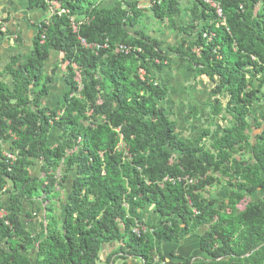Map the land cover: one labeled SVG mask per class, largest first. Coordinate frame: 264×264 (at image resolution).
Returning <instances> with one entry per match:
<instances>
[{
    "label": "trees",
    "instance_id": "trees-1",
    "mask_svg": "<svg viewBox=\"0 0 264 264\" xmlns=\"http://www.w3.org/2000/svg\"><path fill=\"white\" fill-rule=\"evenodd\" d=\"M28 1L42 11L57 1L68 14L50 17L44 31L37 27L26 64L11 60L5 72L12 89L0 81V264H101L103 258L104 264H159L165 241L179 244L203 228L206 260L183 264H264V111L256 116L264 109V0H210L220 5L222 17L196 0L187 11L190 22L179 26L177 0H152L148 9L138 0ZM144 12L182 36L170 51L211 82V116L223 132L217 140L194 147L179 139L162 105L168 93L157 79L169 62L155 64L169 58L161 52L163 42L142 30ZM79 38L143 52L90 51ZM53 55L62 59L47 73ZM140 69L156 75L143 82ZM58 70L70 92L61 107H43ZM60 110L64 114L55 120ZM52 129L60 133L56 146L48 145ZM210 136L207 130L201 141ZM4 142L15 162L4 158ZM39 160L42 178H33ZM185 177L198 183H165ZM67 181L72 186L62 216L49 202L40 232L26 230L23 201L53 196ZM222 184L230 194L216 204L207 190ZM260 191V200L239 208ZM149 210L161 218L158 223L143 222ZM137 222L150 231L134 235Z\"/></svg>",
    "mask_w": 264,
    "mask_h": 264
},
{
    "label": "crops",
    "instance_id": "crops-1",
    "mask_svg": "<svg viewBox=\"0 0 264 264\" xmlns=\"http://www.w3.org/2000/svg\"><path fill=\"white\" fill-rule=\"evenodd\" d=\"M138 1L143 6L142 8H149L150 5L145 4H149L151 0ZM177 1L180 3L181 15L177 17L176 22L178 26L187 25L191 20L187 11L193 8L196 0ZM112 3L114 4V1ZM47 18L48 13L46 11L32 8L28 0H0V81L7 84L11 89L14 85L12 77L5 72L7 66L15 57H18L22 64L27 63L31 56L34 39L38 34L37 26ZM130 34L133 35L134 32L130 31ZM147 34L163 42L162 52L169 58V66L160 71L158 79L168 93L167 99L162 105L167 116L175 122L179 139L192 144L194 147L217 140L223 132L220 121L211 116L210 107L214 98L211 82L204 76H198L187 64L178 61L170 51V48L175 46L182 36L168 26V23L160 24L159 27L156 26L154 32ZM58 59L56 55L52 56L48 63L47 73L58 66ZM60 81L63 82L60 83ZM69 92L70 86L65 81L62 72L58 70L55 81L49 88L48 96L42 101V106L51 109L61 107ZM207 130L211 132V136L202 142L201 138ZM59 142V131L52 129L48 136V145L56 146ZM4 145L9 147L10 144L4 142ZM31 176L42 178L39 162L31 170ZM71 186V183L67 181L62 186V190L54 189L53 198L47 194H41L31 202L23 201L21 219L24 228L33 234H38L41 230L40 223L44 222L47 207L52 201L57 207V214L61 213L62 216L64 201ZM207 191L210 199L216 204L227 200L230 194L229 188L224 184L209 188ZM48 197L51 200H48ZM261 197V191L255 194V197L246 196L239 208L245 210L248 204L260 200ZM4 205L9 206L8 199L4 201ZM149 211L145 212L146 216L149 215V223L144 220L143 222L147 225L158 223L161 218L152 212L153 215H151ZM205 232L206 228H203L197 233V236H186L179 244L165 242L162 248L165 262L183 264L191 258L192 260H206V256L200 249V236L204 235ZM102 260L105 262L104 258Z\"/></svg>",
    "mask_w": 264,
    "mask_h": 264
},
{
    "label": "built area",
    "instance_id": "built-area-1",
    "mask_svg": "<svg viewBox=\"0 0 264 264\" xmlns=\"http://www.w3.org/2000/svg\"><path fill=\"white\" fill-rule=\"evenodd\" d=\"M199 1H203L204 3L209 4L210 6H212L213 8H215L216 13L219 15V17H222V13H221V10H220L221 8H220V5L218 3H213L210 0H199ZM48 4H49V7L46 10V12L48 13V19L42 21L37 26L42 31L45 30V27L46 26H48L50 17H53V16H61V15H67L68 14V12L66 10H64V9L61 8V4L58 3L57 1H52V2H49ZM72 27H73L72 29H73L74 33L77 34L78 33V26L76 25L75 21H72ZM41 38H42V41L45 40V36L44 35H42ZM79 41H80L81 46L83 48H85L87 50H90V51L100 52V51H103V50L111 49L110 46L107 43L106 44H97V43L90 44V43H87L84 39H81V38H79ZM111 50H113L114 53L117 54V55H125V56L135 55L137 53H142L143 52L142 49H140V48L132 47V46L125 45V44H116L114 46V48L111 49ZM155 51L158 52V50H155ZM161 52H162V49H161ZM162 54H163V52H162ZM155 63L157 64V66H161L162 64L168 65V61H166V60L165 61H161L160 59H155ZM152 70L153 69L150 70L151 73H148L145 69H140V70H138L137 75L140 78V80L144 82L149 77H150V79H152V73H153V77H154V75H156L155 72H153ZM76 80H77V82L79 84V91H81L82 88H83V85H82V82H81V79H80V75L77 76ZM157 85H158V83H155L154 84V86H157ZM63 114H64V111H59L57 113V116H56V119L55 120H58L60 117L63 116ZM116 132L119 133V130H116ZM80 141L81 140L79 139L78 140V143H80ZM120 141L121 142L123 141L122 135H120ZM10 147H11L10 145H9V147L8 146L6 147L4 145V143L2 144L3 156L7 160H9L11 162H15L16 156H15L14 152L11 151ZM119 147H120V149L122 151H124L125 153H127L126 148L123 145L120 144ZM77 150L78 149L76 147L74 150H72L68 154H71L73 152H77ZM38 162H39L40 166H42L43 161L42 160H39ZM166 182L172 183L173 185H176L177 183L185 182L186 184L192 186V185L197 184L198 183V180L197 179H194V178H189V177L178 178V179H176V178H166L165 179V183ZM194 212H196V211H194ZM3 216H4V214L1 215V217H3ZM149 231L150 230H148L147 225L146 224H142L141 222H137L136 223V226L132 230L133 234L136 235V236H138V237H141L143 234H146ZM194 261L195 260H193V262ZM131 262H134L135 264H140V262L138 260H130L126 264H131ZM159 264H170V263L165 262V261H162V262H159Z\"/></svg>",
    "mask_w": 264,
    "mask_h": 264
},
{
    "label": "rangeland",
    "instance_id": "rangeland-1",
    "mask_svg": "<svg viewBox=\"0 0 264 264\" xmlns=\"http://www.w3.org/2000/svg\"><path fill=\"white\" fill-rule=\"evenodd\" d=\"M159 2H160V0H159ZM150 4H152V0L150 1V3L149 4H145V5H150ZM140 7H143L141 4H140ZM144 14H145V12H144ZM159 27L160 26V22L159 21H157V19H155L154 18V15L152 14V13H149V12H146V14L144 15V18L142 19V21H141V28H142V30L145 32V33H149V32H154L155 31V27ZM59 59L57 60V62L58 61H60L61 59H62V56L61 55H59V56H57ZM168 62H169V60H167ZM161 63V62H160ZM156 64V63H155ZM77 76H79V74L77 75ZM157 78H158V76H157ZM61 82H63V81H60V83ZM63 84V83H62ZM262 111H264V109L263 108H261V109H259V114H257L256 116L257 117H260V115H261V113H262ZM227 187V186H226ZM54 196V195H53ZM53 196H49L50 198H53ZM255 197V196H254ZM149 213L151 214V215H153L152 213H151V211H149ZM144 215H145V212H143V220L147 223H149V215L148 216H146L145 218H144ZM110 249H112V250H114V247H110ZM108 252H110V251H108ZM103 262V260L101 261V264H104V262ZM123 263V260L122 259H118L117 261H116V264H122ZM131 264H135L134 262H131Z\"/></svg>",
    "mask_w": 264,
    "mask_h": 264
},
{
    "label": "clouds",
    "instance_id": "clouds-1",
    "mask_svg": "<svg viewBox=\"0 0 264 264\" xmlns=\"http://www.w3.org/2000/svg\"><path fill=\"white\" fill-rule=\"evenodd\" d=\"M60 111H63V110H60Z\"/></svg>",
    "mask_w": 264,
    "mask_h": 264
},
{
    "label": "water",
    "instance_id": "water-1",
    "mask_svg": "<svg viewBox=\"0 0 264 264\" xmlns=\"http://www.w3.org/2000/svg\"><path fill=\"white\" fill-rule=\"evenodd\" d=\"M166 242V241H165ZM168 243V242H167Z\"/></svg>",
    "mask_w": 264,
    "mask_h": 264
}]
</instances>
